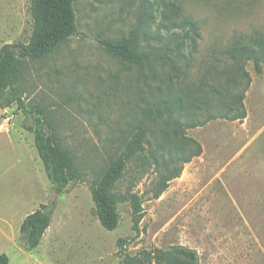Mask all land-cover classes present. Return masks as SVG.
I'll list each match as a JSON object with an SVG mask.
<instances>
[{
  "label": "rangeland",
  "instance_id": "rangeland-1",
  "mask_svg": "<svg viewBox=\"0 0 264 264\" xmlns=\"http://www.w3.org/2000/svg\"><path fill=\"white\" fill-rule=\"evenodd\" d=\"M145 1L75 0L79 33L42 60L23 64L26 105L46 110L62 145L92 180L123 151L131 127L144 120L143 102L152 98L148 74L100 45V39L118 40L138 29ZM176 1L201 34L197 50H186L179 63L186 85L197 83L199 71L222 58L239 35L264 32V0ZM31 4L0 0V49L31 40ZM159 19L155 8L148 9V33L159 32ZM245 69L251 83L243 120L204 122L200 112L204 124L190 128L181 118L183 131L171 135L165 149L158 148L162 125L149 124L140 157L113 189L142 197L140 234L130 203L118 207L119 227L104 229L86 183L68 186L51 203L53 186L34 135L24 127L34 114L26 117L16 104L0 108V255L10 264H120L122 251L135 256L184 246L198 252L200 264H264V71L258 74L252 61ZM198 146L202 154L193 157ZM152 152L157 162L148 160ZM174 174L180 177L171 179ZM42 205H53L52 223L39 247L28 250L20 227Z\"/></svg>",
  "mask_w": 264,
  "mask_h": 264
},
{
  "label": "trees",
  "instance_id": "trees-1",
  "mask_svg": "<svg viewBox=\"0 0 264 264\" xmlns=\"http://www.w3.org/2000/svg\"><path fill=\"white\" fill-rule=\"evenodd\" d=\"M154 8L159 12V32L150 34L146 19L148 9ZM31 14L34 24L31 40L5 44L0 49V108L4 110L16 104L26 117L34 114L33 123L24 127L34 135L36 149L55 192L62 193L75 183H86L95 203V216L108 231H114L120 225L119 205L130 203L133 229L140 234L144 218L142 197L137 192L118 195L113 189L123 178L129 163L142 151L149 124L162 125L163 141L158 143V148L165 149L171 135L177 136L183 131L181 118L190 128L216 118L243 120L246 117L244 99L251 83L245 65L252 61L256 72L263 73L264 32L239 35L222 53V58L213 59L199 71L198 82L189 85L182 81L183 70L179 63L186 50H197L200 27L184 15L182 4L176 0H146L138 29L118 40L100 39L101 48L108 54L148 74L150 84H146L152 98L143 102L139 115L144 120L131 127L132 137L123 151L100 179L92 180L88 173L79 170L73 155L62 145L46 110L39 106L29 108L24 98V62L42 60L79 33L75 0H32ZM151 18L157 23V14H152ZM228 65L230 69L225 68ZM152 83L156 85L152 87ZM200 112L206 113V121L199 119ZM201 154L202 148L198 146L193 157ZM149 159L157 162L156 153L152 152ZM178 177L180 174H174L171 179ZM167 188L165 183L156 197L159 198ZM54 213L53 205H42L23 220L20 234L28 250L39 247ZM121 257L120 264H200L198 252L184 246L144 250L135 256L122 251ZM0 264H10L9 258L0 255Z\"/></svg>",
  "mask_w": 264,
  "mask_h": 264
},
{
  "label": "water",
  "instance_id": "water-1",
  "mask_svg": "<svg viewBox=\"0 0 264 264\" xmlns=\"http://www.w3.org/2000/svg\"><path fill=\"white\" fill-rule=\"evenodd\" d=\"M56 194H57V192H55V191L52 192L51 203H53L55 201Z\"/></svg>",
  "mask_w": 264,
  "mask_h": 264
}]
</instances>
